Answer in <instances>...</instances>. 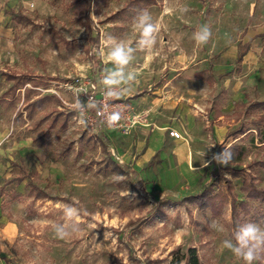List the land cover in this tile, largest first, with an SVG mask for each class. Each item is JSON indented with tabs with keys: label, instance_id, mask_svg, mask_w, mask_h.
<instances>
[{
	"label": "rangeland",
	"instance_id": "rangeland-1",
	"mask_svg": "<svg viewBox=\"0 0 264 264\" xmlns=\"http://www.w3.org/2000/svg\"><path fill=\"white\" fill-rule=\"evenodd\" d=\"M125 2L93 4L104 65L96 77L87 53L88 30L78 19L84 0H0V10L20 12L32 20L13 22V35H5L0 49V126H8L11 132L10 141H0V264H158L189 246L197 247L202 264H244L222 242L244 223L264 228V222H254L243 210L235 217L230 202L215 212L181 201L213 180L215 191L228 192L229 181L244 199L243 176L235 172H249L250 162L264 159V144L256 132L231 134L241 121L264 114L263 106L254 105L264 100V0H164L150 5L144 10L159 29L150 50H141L138 43L137 14L110 19ZM204 24L210 26L212 37L198 45L194 32ZM250 39L251 51L238 70L237 53L231 47ZM118 42L136 49L122 70L109 55ZM202 69L213 73V84L194 75ZM4 72L43 76L47 85L38 91L60 96L62 108L73 113L68 128L44 135L47 121L36 126L53 110L52 104L38 109L33 118L17 115L23 108V90L15 95V105L5 103L3 94L12 82ZM130 72L137 77L131 84L126 82ZM92 81L115 88L116 100L126 106L123 127L89 128L86 92ZM133 95L166 98L173 104L165 117L166 134L176 128L191 144L184 161L174 149L167 156L158 151L140 169L147 190L159 200L155 206L113 161L135 164L147 148V128L155 122L152 109L133 104ZM236 102H244L239 118ZM101 137H106L108 150ZM139 139L145 145L139 146ZM223 148L232 152L227 166L213 160ZM253 172L258 184L264 185V169L256 167ZM20 175H26L21 183L10 181ZM29 179L49 196L30 195ZM249 201L251 209L258 204ZM150 212L144 223L124 231L129 220ZM57 225L69 233L65 238L57 236ZM259 261L264 256L254 264Z\"/></svg>",
	"mask_w": 264,
	"mask_h": 264
},
{
	"label": "trees",
	"instance_id": "trees-1",
	"mask_svg": "<svg viewBox=\"0 0 264 264\" xmlns=\"http://www.w3.org/2000/svg\"><path fill=\"white\" fill-rule=\"evenodd\" d=\"M101 0H84V6L82 12H80L78 19L88 30V47L87 53L91 57L93 74L99 77L100 73L103 71V65L100 58V43H101V33L100 28L96 25V21L91 15V10L93 4ZM164 0H126L122 8L114 13L110 19L117 18L120 15H135L140 11L144 10L150 5L162 4ZM12 17L19 22L24 24L32 23V20L23 16L20 12L12 11ZM252 46V40L246 42L238 43V53H237V69L242 68L245 55L250 51ZM6 78L12 80V85L5 92L6 95L10 94L15 96L17 91L25 88L24 91V109L26 110L27 116L33 118L35 112L43 108L46 103H56L54 110L45 113L37 122L36 126H40L45 121L48 123L47 129L44 131V135H49L50 131L56 127L66 129L69 126V120L72 112H66L63 107L62 100L56 93H42L38 91V87L41 85H47V81L41 75L31 74L29 72H5ZM195 75L197 77H203L210 84L214 83L215 77L213 73L208 72L206 69L196 71ZM30 84L31 86H28ZM254 105H259L264 107V100L257 101ZM244 106V102H236L235 113L239 118L242 113L238 111L239 108ZM17 115L22 116L23 110H19ZM219 115V114H218ZM259 137V142L264 144V114H259L258 116H253L250 119L241 121L236 130L232 131V135L238 137L243 134H254ZM103 146L105 149H109V145L106 142L105 137H101ZM38 140V138H34ZM117 168H119L122 173L128 177L130 182L133 184L134 189L145 199L151 201L153 205H158L159 200L148 193L144 182L138 178V172L134 170L131 166L113 160ZM249 172H244V170L239 169L235 172L236 176H243V183L241 189L245 193V198L241 199L235 192V189L229 181H227V191H215V180H213L208 186L204 187L199 193L189 194L184 196L181 201H188L198 205L201 209L211 208L212 211L218 212L224 202H230L232 206V214L235 217L240 215V211L243 210L245 214L251 215L254 222H264V185L258 184V177L253 172L256 167H261L264 169V159L253 160L249 164ZM23 169H21L22 171ZM212 175H215L212 173ZM26 178V175H20L13 180L17 183H21ZM30 195L36 198H44L49 196L48 193L40 188L34 181L28 180ZM14 197H17V193H13ZM249 200H256L258 204L251 209V203ZM152 212L146 216H141L136 219L129 220L125 225V232L127 229H132L138 227L144 223L150 216ZM126 233L122 232V237L125 238ZM128 242V241H127ZM158 264H202L200 256L198 254V249L196 246H189L184 252L177 250L174 252L172 259L168 262L159 261ZM258 264H264V261H259Z\"/></svg>",
	"mask_w": 264,
	"mask_h": 264
},
{
	"label": "clouds",
	"instance_id": "clouds-1",
	"mask_svg": "<svg viewBox=\"0 0 264 264\" xmlns=\"http://www.w3.org/2000/svg\"><path fill=\"white\" fill-rule=\"evenodd\" d=\"M182 11L186 13L188 9L184 8ZM134 26L140 29L138 43L141 46V50L152 49L156 44L159 29L153 22L151 14L147 10L140 11L135 17ZM211 37L212 30L207 24L201 25L193 36L198 45L207 44ZM109 38L111 39V37ZM135 51L136 49L131 45L125 47L118 42L111 48L109 55L112 57V63L122 70L124 66H127L132 61ZM136 78V73L130 72L126 77V82L131 84ZM107 83L112 84L115 81H108ZM76 110L79 111V109ZM231 159L232 152L229 148H223L222 152L213 155V160L222 166L229 165ZM225 178H227V174H225ZM55 231L61 239L69 234L59 225L56 226ZM222 243L226 249L241 258L244 264H254V261L264 256V228L255 223H244L236 227L231 238L224 240Z\"/></svg>",
	"mask_w": 264,
	"mask_h": 264
},
{
	"label": "crops",
	"instance_id": "crops-1",
	"mask_svg": "<svg viewBox=\"0 0 264 264\" xmlns=\"http://www.w3.org/2000/svg\"><path fill=\"white\" fill-rule=\"evenodd\" d=\"M164 2V1H163ZM163 4V3H162ZM5 7H9L8 5H6ZM92 15V14H91ZM13 22L15 23H18L16 19H14L12 17V14H8L6 11H5V8H2L0 10V49H1V45L4 43V41L6 40V36L5 35H13L12 33V28H13ZM22 23V22H20ZM24 24V23H23ZM10 31V32H8ZM100 47H101V43H100ZM252 47V46H251ZM231 49L233 50V53H238V43L235 45V46H232ZM251 51V49H250ZM249 51V52H250ZM248 52V53H249ZM247 53V54H248ZM246 54V55H247ZM2 55V51H0V57ZM245 55V56H246ZM100 58H101V55H100ZM237 58V56H236ZM244 60H245V57H244ZM101 62H102V59H101ZM244 63V61H243ZM102 65H103V62H102ZM242 67H243V64H242ZM103 71H104V65H103ZM102 71V72H103ZM101 72V73H102ZM5 73V72H4ZM3 73V76L5 79L6 78V75H4ZM10 73V72H8ZM100 73V74H101ZM94 75V74H93ZM195 75V73H194ZM100 76V75H99ZM215 77V76H214ZM200 78H203V77H200ZM9 80V79H7ZM206 80V79H205ZM13 83L12 80H9ZM207 81V80H206ZM208 82V81H207ZM215 82V80H214ZM11 83V85H12ZM209 83V82H208ZM210 84V83H209ZM10 85V86H11ZM9 86V87H10ZM28 86H31L30 84H28ZM8 87V88H9ZM40 87V86H39ZM38 87V88H39ZM8 90V89H7ZM6 90V91H7ZM21 90H23V108H19V110H23V115L25 113V115L27 116V113H26V110L24 109V106H25V103H24V91H25V88H22ZM20 90V91H21ZM5 91V92H6ZM4 92V96L3 98H5L4 102L7 103V104H14V99H15V96H11L10 94L6 95V93ZM18 93V91H17ZM46 93H50V92H46ZM58 95V94H57ZM134 99H133V104L135 105H138L140 106V108H142L143 110H149V109H152L153 111V116L152 118L155 120L154 122V125H150L148 128H147V148L146 150L139 156L137 162L135 164L132 163L129 164V162H122V163H125L129 166H131L134 170H136L138 172V178L141 179L145 186H146V182L144 180V178L140 175V169L144 166V164L146 162H148L151 157L153 155H155L158 151H161L163 153L164 156H167L168 155V151L170 149H174V152L176 154V156L179 158V159H186L188 158V156L190 155V150H191V144L189 143V141H185L183 140L182 138V133L180 130H178L180 133H181V136L180 137H175L173 135H171L170 133H167V129L169 127V122L165 121L166 120V116L169 114V109H171V106L173 104H171L166 98L164 97H159V96H154L153 99H149L147 98L146 96L144 95H133ZM137 98V99H136ZM181 100L183 98V95L179 97ZM9 101V102H8ZM0 102H1V98H0ZM47 104H52V105H55L54 108L56 106H59L60 105H57L56 103L52 102V103H46ZM15 105V104H14ZM45 105V106H46ZM1 107V105H0ZM2 108V107H1ZM53 108V110H54ZM41 109V108H40ZM51 111V110H50ZM36 113V112H35ZM182 113V112H181ZM184 114V113H183ZM219 114V115H218ZM22 115V116H23ZM216 116L218 117V119L221 118L222 114L221 112H218L216 114ZM28 117V116H27ZM29 118V117H28ZM179 125V124H177ZM56 128H60V127H56ZM68 128V127H67ZM66 128V129H67ZM55 129V128H54ZM62 129V128H61ZM173 129V128H172ZM53 130V129H52ZM174 130H177L176 128ZM170 132V131H169ZM10 129L8 126L6 127H1L0 126V141L2 140H11L10 138ZM34 138L36 137H32V141H36L34 140ZM106 138V137H105ZM16 142H18V139L15 140ZM20 141H23V140H20ZM143 140L142 139H139L138 140V143H139V146L142 144L145 145L144 141L142 142ZM108 144V143H107ZM109 145V144H108ZM110 146V145H109ZM141 146V147H142ZM184 161V160H183ZM120 162V161H119ZM1 166V165H0ZM1 168V167H0ZM147 189V187H146ZM148 191V190H147ZM149 193V191H148ZM150 194V193H149Z\"/></svg>",
	"mask_w": 264,
	"mask_h": 264
},
{
	"label": "built area",
	"instance_id": "built-area-1",
	"mask_svg": "<svg viewBox=\"0 0 264 264\" xmlns=\"http://www.w3.org/2000/svg\"><path fill=\"white\" fill-rule=\"evenodd\" d=\"M116 90L104 82L92 81L87 88L86 96L89 110L86 119L90 129L97 130L101 126L112 128L123 127L126 106L116 100ZM170 134L180 137L178 130L172 129Z\"/></svg>",
	"mask_w": 264,
	"mask_h": 264
}]
</instances>
